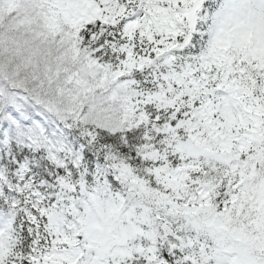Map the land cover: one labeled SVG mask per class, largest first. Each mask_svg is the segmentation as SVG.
Wrapping results in <instances>:
<instances>
[{
    "label": "snow or ice",
    "instance_id": "1",
    "mask_svg": "<svg viewBox=\"0 0 264 264\" xmlns=\"http://www.w3.org/2000/svg\"><path fill=\"white\" fill-rule=\"evenodd\" d=\"M0 264H264V0H0Z\"/></svg>",
    "mask_w": 264,
    "mask_h": 264
}]
</instances>
